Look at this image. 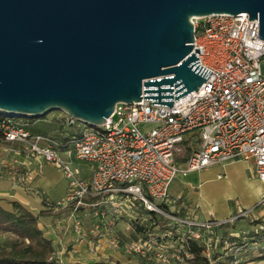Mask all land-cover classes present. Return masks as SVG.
<instances>
[{
    "label": "built area",
    "instance_id": "1",
    "mask_svg": "<svg viewBox=\"0 0 264 264\" xmlns=\"http://www.w3.org/2000/svg\"><path fill=\"white\" fill-rule=\"evenodd\" d=\"M248 18L245 12L192 18L191 53L211 73L197 91L173 100V106L152 103L142 93L138 102L117 103L98 127L60 111L58 122L76 131L64 142L31 133L25 123L0 113V155L11 156L8 176L18 175L19 184L36 195L41 193L32 183L44 164L61 170L68 181L65 198L56 204L67 208L66 225L74 240L61 243L48 257L50 264H64L65 254L74 260H113L109 250L149 264H190V251L178 241H198L203 255L210 258L220 239L216 228L251 211L239 209L227 218L198 220L162 206L178 173L185 176L233 161L251 163L255 177L264 184V40L258 35V19ZM196 47L200 52L194 51ZM185 141L189 156L176 160ZM73 159L89 165V176H79V168L70 165ZM254 207L264 221V193ZM151 215L174 224L182 236L175 241L168 230H151ZM120 222L134 235L120 230ZM137 226L143 230L137 231ZM249 244L244 231H238L227 234L221 250L238 263V255L248 252Z\"/></svg>",
    "mask_w": 264,
    "mask_h": 264
},
{
    "label": "water",
    "instance_id": "2",
    "mask_svg": "<svg viewBox=\"0 0 264 264\" xmlns=\"http://www.w3.org/2000/svg\"><path fill=\"white\" fill-rule=\"evenodd\" d=\"M242 12L264 40V0H0V113L98 127L142 93L173 106L211 73L192 18Z\"/></svg>",
    "mask_w": 264,
    "mask_h": 264
},
{
    "label": "crops",
    "instance_id": "3",
    "mask_svg": "<svg viewBox=\"0 0 264 264\" xmlns=\"http://www.w3.org/2000/svg\"><path fill=\"white\" fill-rule=\"evenodd\" d=\"M61 114L60 111H54L48 114L44 118H34L30 121L35 123L37 121H52V116L56 117ZM28 121H25L27 125ZM3 160H0V199L2 202L7 203L9 200L15 199L21 202L23 205L28 207L34 213H45L39 217L38 226L44 232V235L52 239L54 249H58L61 243L69 245L73 243L74 234L73 231L67 226V214H59L57 216L49 213L48 210L55 212L52 208L45 207V201L48 200L53 203L54 198L50 194H44L40 184L44 179L43 176L39 175L35 178L32 185L40 189V193L43 194L41 197L26 190L24 186L19 184L17 176H8L7 170L10 168V155L4 156L0 155ZM18 173L22 172V168L17 169ZM84 174L83 177L89 176ZM196 174L199 178V183L197 184V192L189 191L184 188V191L180 192L175 199L170 196L167 200V207L175 212L179 216L194 217L198 220L209 219L208 214L216 217L215 219L227 218L234 213H236L240 208L237 205L230 204L228 201L226 203H221L217 199L223 191H233L234 189H240L242 191L243 207L246 209L252 208L257 204L261 195L264 193V184L260 182L254 175L252 164L245 161H233L225 164L224 166H214L206 170L193 171L188 173V176ZM207 185V187H205ZM40 194V195H41ZM48 195V196H47ZM200 199L203 203H200ZM208 204L209 210L205 208V203ZM67 210V209H65ZM251 210V209H249ZM68 211V210H67ZM260 212V211H259ZM257 213L260 215V213ZM256 216V214L254 215ZM253 216V218H254ZM244 219V218H243ZM251 219V217L249 218ZM242 220V219H240ZM238 220L239 222H241ZM252 220V219H251ZM250 220V221H251ZM118 228L124 231V224L120 222ZM218 230H221L218 228ZM222 231V230H221ZM128 236H133L134 233L131 231H124ZM14 238L10 234H0V240L2 238ZM1 245V241H0ZM3 247V246H2ZM4 248V247H3ZM107 254L111 255L114 260H120L126 263H134L135 258L127 257L121 253L113 252L111 250L107 251ZM64 264H71L75 260H68V256L64 255ZM263 263L264 260H257Z\"/></svg>",
    "mask_w": 264,
    "mask_h": 264
},
{
    "label": "trees",
    "instance_id": "4",
    "mask_svg": "<svg viewBox=\"0 0 264 264\" xmlns=\"http://www.w3.org/2000/svg\"><path fill=\"white\" fill-rule=\"evenodd\" d=\"M48 114L42 116L41 118L46 117ZM14 119L25 123V121L34 120V117H14ZM58 121L59 120L56 118L52 121L60 129L54 137L64 142L72 133L76 131L75 129L69 131L68 129L70 127L61 125ZM187 144L188 142L185 141L183 144V151L175 155L176 160H184L189 156L190 148ZM162 206L168 209L171 213H175L173 210L169 209L167 205ZM42 214L45 213H34L18 200L12 199L7 203H4L0 199V234H10L14 237L9 245V248L0 247V264H50L48 257L55 249L52 239L44 235L43 230L38 226L39 217ZM150 220L149 224L154 226L151 230H168V232H170V240L176 241L182 236L181 230H178L174 224H170L167 221H160L155 215H151ZM157 224H159V227L156 229L155 225ZM261 224L264 225V222ZM136 230L141 231L143 230V227L137 226ZM261 230L262 233L260 234L263 236L264 228ZM227 234V231L222 232L219 237V241L214 244L210 258L203 255V245L192 238L182 239L177 242V245L190 251L191 257L188 259L190 264H231L233 256L227 252L219 250V248L221 249L223 246V239L227 236ZM254 235L258 236L259 234L256 233ZM229 238L230 240L235 239V237L231 235ZM249 246L251 248L248 252L238 255L237 264H243L247 261L246 258L249 260V256H252L251 259L254 258L264 260V246L254 243L249 244ZM249 252L252 253L249 255ZM135 261V263H126L118 259H90L86 261L75 260L71 262V264H149L142 258Z\"/></svg>",
    "mask_w": 264,
    "mask_h": 264
},
{
    "label": "rangeland",
    "instance_id": "5",
    "mask_svg": "<svg viewBox=\"0 0 264 264\" xmlns=\"http://www.w3.org/2000/svg\"><path fill=\"white\" fill-rule=\"evenodd\" d=\"M54 111L50 112L53 113ZM49 113V114H50ZM41 118V117H40ZM54 118L52 116V121H54ZM50 120L47 121H37L35 123H31L30 121H28L26 127L31 131V133H41V134H46V135H50L52 137H54L56 135L57 132L60 131L59 127H57V125L52 122ZM74 127H70L68 130L71 131L73 130ZM71 167H78L80 170L79 176H83L84 174H88L89 172V165L81 160H77V159H73L72 163L70 164ZM41 176L44 177V179L41 181V188L44 192V194H50L51 197L54 198L53 203H51L53 206H51V208L55 211H51L48 210L50 214L52 215H61V214H66V212H68L67 208L58 206L56 203L57 201H61L65 198L66 193H67V188H68V181L66 179V177L64 176V174L61 172V170L57 169L56 167H54L53 165L50 164H44L43 166V171L40 174ZM199 178L196 176V174H193L191 176L188 175H182L181 173H178L174 179L172 180L170 186H169V196L172 199H175L178 194H180V192L184 191V188L186 187L187 190L189 191H194L197 192V184L199 183ZM207 187V185L205 186ZM37 189V188H36ZM40 191V189H38ZM43 194L38 195L39 197H41ZM48 196V195H47ZM229 199V201H228ZM215 200H219L221 203H226L227 201L230 204H236L237 207L236 209L238 210V204H240V208L243 210L248 211L249 209H251V211L247 212L243 218H240L238 220H240L241 222H239L238 220L234 221L233 223H229L226 224L222 227H220V229L222 230H218V228H216V232L217 234L220 236L222 234L223 231H227L228 234L230 233H235L238 231H244L246 237H247V241L251 244V243H256V244H260V246H264V237L261 236L262 233L261 229L264 228V225H262L263 227L260 228V225L262 222H264L263 220H261V211L259 212V210L256 207H252V208H248L246 209L245 207H243V198H242V191L240 189H234L233 191H223L222 194L220 196H217V199ZM49 201L46 200L45 201V207L47 206V203ZM200 203H203V201L200 199ZM205 203V202H204ZM205 208H207L209 210L208 204L205 203ZM168 210V209H167ZM169 211V210H168ZM260 213L257 214V213ZM256 214V216H254ZM208 218L209 219H215L216 217L211 216L210 214H208ZM254 216V218H253ZM251 217V219H249ZM251 220V221H250ZM258 221V222H256ZM264 232V230H263ZM259 234L254 235V234ZM256 236V237H254ZM1 245L0 247H4V248H9V245L12 241V238L6 237V238H2L1 240ZM219 250H221L219 248ZM252 252H249V255ZM67 255V254H66ZM68 256V260H74L76 257L75 256ZM252 256H249V260L248 258L246 262H244L243 264H264L258 262V259H254L252 258ZM80 260V259H78ZM83 260V259H82ZM135 263V262H134ZM231 264H237L231 261Z\"/></svg>",
    "mask_w": 264,
    "mask_h": 264
}]
</instances>
